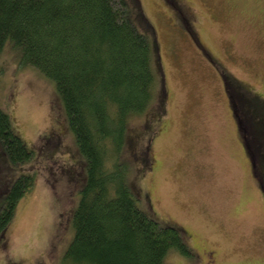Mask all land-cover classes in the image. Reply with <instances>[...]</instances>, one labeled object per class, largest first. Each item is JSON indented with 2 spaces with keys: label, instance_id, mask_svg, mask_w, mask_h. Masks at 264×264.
<instances>
[{
  "label": "rangeland",
  "instance_id": "374dc122",
  "mask_svg": "<svg viewBox=\"0 0 264 264\" xmlns=\"http://www.w3.org/2000/svg\"><path fill=\"white\" fill-rule=\"evenodd\" d=\"M128 2L157 42L164 110L130 120L122 158L140 207L178 226L194 252L171 250L164 264H264V0ZM11 45L0 106L35 151L19 170L36 178L0 236V264H72L81 157L53 83ZM10 171L0 160V189Z\"/></svg>",
  "mask_w": 264,
  "mask_h": 264
},
{
  "label": "trees",
  "instance_id": "16d2710c",
  "mask_svg": "<svg viewBox=\"0 0 264 264\" xmlns=\"http://www.w3.org/2000/svg\"><path fill=\"white\" fill-rule=\"evenodd\" d=\"M8 41L21 63L53 83L81 157L64 259L164 264L171 250L193 257L178 226L161 224L140 207L122 158L130 120L152 107L158 116L164 110L158 45L128 0H0V53ZM34 157L0 106V160L13 175L0 189V236L35 182V171L19 170ZM140 159L145 169L144 151Z\"/></svg>",
  "mask_w": 264,
  "mask_h": 264
},
{
  "label": "flooded vegetation",
  "instance_id": "af4514ba",
  "mask_svg": "<svg viewBox=\"0 0 264 264\" xmlns=\"http://www.w3.org/2000/svg\"><path fill=\"white\" fill-rule=\"evenodd\" d=\"M195 19H198L197 16H194ZM184 19H187V18H184Z\"/></svg>",
  "mask_w": 264,
  "mask_h": 264
}]
</instances>
